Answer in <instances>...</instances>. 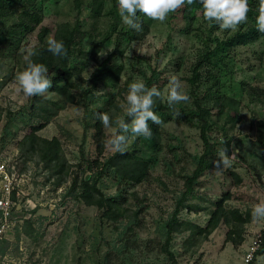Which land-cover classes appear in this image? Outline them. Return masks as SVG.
I'll return each instance as SVG.
<instances>
[{
  "label": "rangeland",
  "instance_id": "374dc122",
  "mask_svg": "<svg viewBox=\"0 0 264 264\" xmlns=\"http://www.w3.org/2000/svg\"><path fill=\"white\" fill-rule=\"evenodd\" d=\"M88 1L82 0L78 18L89 35L69 58L58 90L50 85L43 94L27 96L19 90L16 74L35 49L40 26L50 29L47 44L58 23L75 20L74 0L40 4L42 22L17 34L16 48L0 32V161L13 191L20 192L1 240L0 264H247L245 255L264 229V217L252 215L253 206L264 202V38L226 54L220 51L213 75L202 73L193 95L187 81L193 62L235 27L211 30L199 13L191 23L169 20L167 14L163 21L150 19L147 31H136L128 39L112 31L113 18L90 16ZM111 11V0H106L103 12ZM121 27L127 28L122 20L117 30ZM92 39L100 42L96 60L112 52V62L122 65L116 84L100 81L90 88ZM173 75L189 99L170 107L167 92ZM148 76H154L152 82L162 93L158 100L163 108L152 109L161 123L148 121L150 136L130 135L121 152L129 159L117 158L97 178L93 172L114 152L105 141L116 128L115 119H128L121 107L127 85ZM195 97L210 110L207 136L215 145V160L188 192L187 177L202 151L199 129L188 115ZM101 112L109 114L110 127L100 122L97 128ZM34 126H40L38 136L58 139L64 178L52 163L19 148ZM224 148L230 164L216 167L213 162ZM128 161L145 164L141 181L121 178L120 172L132 167ZM74 175L77 186L80 180H94L95 188L126 208L125 215L109 217L104 208L79 196V187L69 191ZM181 197L165 243L166 222ZM220 199L223 211L217 226L199 232ZM232 211L245 221L234 220ZM252 264H264V251Z\"/></svg>",
  "mask_w": 264,
  "mask_h": 264
},
{
  "label": "trees",
  "instance_id": "16d2710c",
  "mask_svg": "<svg viewBox=\"0 0 264 264\" xmlns=\"http://www.w3.org/2000/svg\"><path fill=\"white\" fill-rule=\"evenodd\" d=\"M47 0H0V32L3 39L8 42L9 46H15L20 41L17 34L23 35L24 32L32 31L36 26L42 22V14L40 11V4L45 3ZM106 0H89L87 3L88 14L92 17L109 16L113 18V25L111 26L112 31H116V35L126 36L128 39H132L133 33L136 31L129 28L124 29L121 27L117 30L120 23V16L118 12L117 2L118 0H111L112 11L104 14ZM248 2V13L245 21L238 24L234 31L229 33L226 37L215 40V44L211 49L209 47L204 48L199 57L193 62L191 68V75L188 78V83L190 85V91L193 95L195 89L202 80V73L206 76H212V69L217 66V62L222 58L223 54L219 52H225V54L232 50L234 47L239 45H246L252 43L259 38H264V33H261L256 28L255 16L258 14L259 6L261 0H247ZM82 7V0H74V9H76V18L70 23L68 21L60 22L56 25L53 30L52 38L62 41L66 54L63 56H54L52 53L47 51V44L45 43V36L50 33V29L47 26H40L37 32V44L33 52L34 55L28 58L37 63H43L48 67V78L51 80V89L58 90V83L63 79L65 68L69 63V58L73 56L76 52L77 47L81 44L84 36L88 34L86 28L83 27V23L78 18ZM197 13L201 19L209 24V28L216 29L219 25L214 21H206L203 17L202 5L199 0H185V3L181 5L174 11L168 13L169 20L181 19L186 23H191L197 18ZM139 23L141 25L140 30L143 32L148 30V23L150 18L145 16L143 13H137ZM12 19V21L5 26V22ZM18 28H21L18 30ZM89 35V34H88ZM205 44L208 43V38L204 40ZM100 42L98 40L92 39L90 42L88 54L94 59L95 66L92 68L89 74L90 88L96 87V84L100 81H106L111 84H116L119 80V76L122 72V65L112 62L113 53H109L104 59L96 60L94 57L99 50ZM26 66V60H24L21 67V71ZM154 76H148L144 83L147 87L151 88L155 86L158 90L159 88L152 82ZM152 109H162L163 104L158 100L157 97L153 98ZM223 105V103H221ZM194 123L199 129V135L202 141V151L195 162V168L192 170L191 174L187 177L186 181V191L192 190V185L194 184L197 177L211 166L212 158L215 160L214 152L215 145L210 143L207 136V128L210 121V110L208 107L204 106L200 99L195 97L194 108L188 113ZM96 126L100 128V121L97 119ZM40 126L32 127L31 131L24 135L19 141L18 145L21 150H26L30 153H35L40 161L46 163H52L54 167H58V171L61 173L62 178L65 176V164L60 153L59 141L56 137L47 139L35 134V131ZM129 154H122L121 152L114 151L109 157L102 163L99 170L93 172L94 176L97 178L102 175V172L108 166H114L115 160L117 158H127L129 159ZM129 163L132 167H129ZM127 169L121 171V178L123 180H129L132 182H139L144 178V166L145 164L140 161H128ZM67 166V165H66ZM77 186V176H73L70 184L69 191H73L78 188L79 196L84 197L85 201L88 203L96 204L99 207L104 208L109 217H120L124 216L126 213V208L117 202L112 196H105L99 189L95 188L94 180L89 184L87 179L80 180ZM226 196H223L225 198ZM182 197L177 200L176 207L172 212L171 216L166 222V240L168 243L174 225L172 221L174 220L181 203ZM222 200L217 202V208L211 214V217L207 221L205 227H199V232H210L217 226L220 215H222ZM234 220L245 221L242 214L232 211ZM259 245L253 252L252 259L247 264H252L253 259L263 253L264 251V229L260 233Z\"/></svg>",
  "mask_w": 264,
  "mask_h": 264
},
{
  "label": "clouds",
  "instance_id": "9594fccd",
  "mask_svg": "<svg viewBox=\"0 0 264 264\" xmlns=\"http://www.w3.org/2000/svg\"><path fill=\"white\" fill-rule=\"evenodd\" d=\"M202 5L203 17L206 21L216 22L221 29H232L245 21L248 13L247 0H199ZM185 3V0H118L117 7L122 22L129 28L139 31L141 25L137 13H143L150 19L163 21L167 14L176 10ZM191 3V0H188ZM256 28L264 33V0H261L258 14L255 16ZM47 51L54 56H63L66 49L62 41L49 37ZM29 52V56L34 55ZM26 66L16 74L19 90L27 96L40 95L49 89L51 80L48 78V67L25 57ZM162 93L155 86L149 88L142 80H135L127 85L124 114L128 118H116V128L113 134L105 141L114 151L125 150L130 135L150 136L151 129L148 121L160 124V117L152 110L153 98H160ZM186 92L181 91L179 79L173 75L169 78L167 103L174 107L179 102H187ZM97 119L104 127H110L108 113H98ZM226 148L221 149L220 159L214 161L216 167L229 166L230 162L224 155ZM254 217H264V202L257 203L252 208Z\"/></svg>",
  "mask_w": 264,
  "mask_h": 264
},
{
  "label": "built area",
  "instance_id": "2783aa9c",
  "mask_svg": "<svg viewBox=\"0 0 264 264\" xmlns=\"http://www.w3.org/2000/svg\"><path fill=\"white\" fill-rule=\"evenodd\" d=\"M0 244L1 240L3 238V234L7 230V225H8V220L9 219V214L11 210L16 208L15 205V200L17 199L18 196L20 195V192L18 191H13V183L10 181V177L7 174L6 167L3 162L0 161ZM14 196V197H13ZM259 237H255L254 241L252 242V245L249 248V251L245 255V261L248 263L252 257H253V252L256 250V248L259 245Z\"/></svg>",
  "mask_w": 264,
  "mask_h": 264
}]
</instances>
